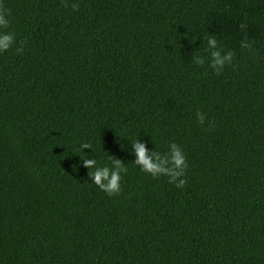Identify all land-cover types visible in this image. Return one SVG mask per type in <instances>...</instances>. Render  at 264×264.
Masks as SVG:
<instances>
[{"label":"trees","instance_id":"1","mask_svg":"<svg viewBox=\"0 0 264 264\" xmlns=\"http://www.w3.org/2000/svg\"><path fill=\"white\" fill-rule=\"evenodd\" d=\"M0 3L17 41L0 52V264H264V0ZM208 35L235 53L220 75ZM135 140L178 144L185 187L141 171ZM109 157L128 169L112 197L82 162Z\"/></svg>","mask_w":264,"mask_h":264},{"label":"clouds","instance_id":"2","mask_svg":"<svg viewBox=\"0 0 264 264\" xmlns=\"http://www.w3.org/2000/svg\"><path fill=\"white\" fill-rule=\"evenodd\" d=\"M62 6L65 8L71 7L74 11L79 10V3H68V0H62ZM11 28V9L5 7L0 3V52H6L16 44V34ZM248 25L244 23L239 24V29L247 33ZM26 41L21 39L19 46L15 51L17 54H22ZM240 48L249 50L255 55L252 42L248 39L247 34L244 39L239 43ZM207 47L209 51L210 61L208 66L214 71L216 75H220L226 65L232 64L235 53L232 50H223L218 45V40L214 35H208ZM194 63L203 67L205 65V57L194 56ZM197 120L201 125L205 124V114L197 111ZM215 127L214 121H208V129L211 130ZM134 155L136 157L134 163L139 166L141 171L150 174L153 178L166 176L168 183L174 184L177 188H184L188 183L186 178V169L188 167L186 154L182 148L176 144L169 145L170 151L166 152L163 156L159 152L150 153L145 148V145L138 140L132 143ZM91 149L89 143H82L79 150ZM83 152V151H82ZM85 157V155H84ZM111 166H98L96 159L83 158L82 162L84 167L90 169L88 176L90 181L96 185L101 191L106 193L109 197L119 195L121 192L122 173L126 174L128 169L121 162L120 159L109 157Z\"/></svg>","mask_w":264,"mask_h":264}]
</instances>
